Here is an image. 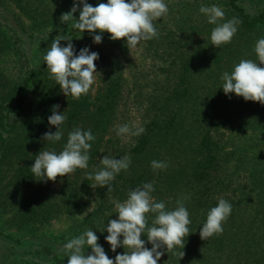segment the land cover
Listing matches in <instances>:
<instances>
[{
	"label": "trees",
	"instance_id": "1",
	"mask_svg": "<svg viewBox=\"0 0 264 264\" xmlns=\"http://www.w3.org/2000/svg\"><path fill=\"white\" fill-rule=\"evenodd\" d=\"M7 1L0 213L29 232L74 221L75 247H47V264H264V0H180L164 35L156 0H141L151 62L128 82L148 108L132 129L121 118L126 64L102 55L93 91L78 46L127 53L133 30L120 19L131 0ZM160 36L166 46H153ZM50 41L53 51L32 54ZM0 240L9 253L22 243Z\"/></svg>",
	"mask_w": 264,
	"mask_h": 264
},
{
	"label": "rangeland",
	"instance_id": "2",
	"mask_svg": "<svg viewBox=\"0 0 264 264\" xmlns=\"http://www.w3.org/2000/svg\"><path fill=\"white\" fill-rule=\"evenodd\" d=\"M7 2L10 3L9 0ZM140 2L141 0H131L123 17L120 19L121 31H124V33L127 34L131 29L133 30L130 44H126L129 54L128 52L121 53L118 46L96 43L95 41L89 43H84L82 41L78 42L80 49H84L87 54V71L89 77L85 84L91 87L93 91H95L101 81V71L98 68V65L102 55L106 53L115 54L126 64V98L121 107V114H123L121 115V118L124 117L127 119L125 121L128 124L129 129H132L135 125H139L142 114H144L148 108L146 105L147 99L141 97H139L141 99H138V90L128 82V80L131 79V74L129 73L130 70L134 75L142 69V66L144 67L145 63L151 62L150 57L143 54L140 45L141 35L143 36L146 30L152 27L148 22L150 20L147 18V15L145 13L137 12ZM244 5L250 11H254V7L248 1H244ZM179 8L180 0H156L152 7H150V12L153 16L151 19L152 21L157 20V17H161L160 20L162 21V27L164 29L162 35L167 32L166 29L171 28L174 25V16L179 14ZM106 28V23L101 22L98 25V30ZM27 44L29 45V42H27ZM152 44L157 47L166 46L167 41L160 36L155 37ZM51 51H53L52 41H50L49 44H42L37 48L31 47L32 54L36 53L37 55H42L43 53L47 54ZM142 97H144V95ZM126 130L127 128L124 127L120 132ZM124 134L126 135V132H124ZM87 213V211L83 212L78 217L83 219ZM72 222H74L72 219L64 216L45 223L44 225L36 226L32 232H29V229L28 231H20L10 223L9 212L4 211L0 213V231L11 234L14 238H17L22 242L15 243V252L9 253V245L11 244L0 240V264H27L28 262L47 264L49 263L50 258L46 250L47 247L71 253L73 247H75L73 244V233L71 232Z\"/></svg>",
	"mask_w": 264,
	"mask_h": 264
}]
</instances>
